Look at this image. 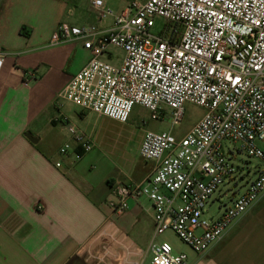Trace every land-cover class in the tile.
Segmentation results:
<instances>
[{
    "label": "built area",
    "instance_id": "2783aa9c",
    "mask_svg": "<svg viewBox=\"0 0 264 264\" xmlns=\"http://www.w3.org/2000/svg\"><path fill=\"white\" fill-rule=\"evenodd\" d=\"M91 5L98 24H112L104 30L58 27L52 42L79 39L91 59L57 100L119 123L138 106L153 120L170 118L172 127L182 121L187 104L205 111L181 138L171 129L146 132L139 155L153 163L151 172L138 183L114 184L110 203L122 215L131 201L145 198L154 238L172 231L194 253H204L264 192V0H129L120 13L103 0ZM155 20L162 21L157 31ZM111 48L124 53L120 65L102 59ZM4 55L0 47V70ZM62 122L79 160L94 141L66 118ZM75 148L64 143L58 154ZM234 152L260 161L242 191ZM229 184L234 188L220 191ZM216 192L226 202L219 201L216 216L206 217ZM149 252L151 264H186V255L174 254L165 241H153Z\"/></svg>",
    "mask_w": 264,
    "mask_h": 264
},
{
    "label": "crops",
    "instance_id": "0c3cea01",
    "mask_svg": "<svg viewBox=\"0 0 264 264\" xmlns=\"http://www.w3.org/2000/svg\"><path fill=\"white\" fill-rule=\"evenodd\" d=\"M103 1L116 13L129 4ZM91 2L0 0V264H144L156 239L148 200L131 201L122 215L110 207L113 185L142 181L153 163L140 157L144 164L119 171L97 132L78 127L90 112L57 100L91 59L79 39L52 42L58 27L112 24H98ZM62 118L94 141L79 160ZM64 143L74 152L59 155ZM186 257V264H264V192L218 242Z\"/></svg>",
    "mask_w": 264,
    "mask_h": 264
},
{
    "label": "rangeland",
    "instance_id": "374dc122",
    "mask_svg": "<svg viewBox=\"0 0 264 264\" xmlns=\"http://www.w3.org/2000/svg\"><path fill=\"white\" fill-rule=\"evenodd\" d=\"M155 31L159 28L158 24H161V20H155ZM111 64L120 65L124 53L118 49H110L109 55H107ZM77 109V108H76ZM204 111L191 104L185 105V112L182 121L177 126L172 127V121L170 118L164 120H153L151 113L145 109L135 106L129 116L126 123H119L114 120H110L104 117H98L95 114L90 113L84 121L79 124L81 128L87 134H94L97 132V139L106 153V159L113 162L119 167V171L124 172L129 164H144L137 152L139 144H141L144 134L148 131L161 133L168 132L170 129L173 135L181 137L186 134L203 116ZM172 127V128H171ZM224 147L235 149L236 145L232 142H224ZM261 148H264V144H260ZM235 153L233 162L235 165L242 168L241 178L238 179L239 186L238 191H242L247 181L253 180L256 176V168L260 165V161L254 158L247 157L244 153ZM234 188L232 184L222 186L220 191ZM216 199V200H214ZM214 200V201H213ZM219 201L226 202V199L219 197V192L212 195L210 203L206 209V217L216 216ZM213 202V203H212ZM167 242L173 249L174 254H192L193 251L187 247L183 242L172 232L166 231L162 235L155 239V242ZM152 257L148 254L145 258L144 264H151Z\"/></svg>",
    "mask_w": 264,
    "mask_h": 264
}]
</instances>
